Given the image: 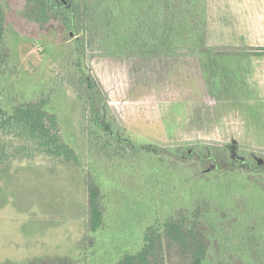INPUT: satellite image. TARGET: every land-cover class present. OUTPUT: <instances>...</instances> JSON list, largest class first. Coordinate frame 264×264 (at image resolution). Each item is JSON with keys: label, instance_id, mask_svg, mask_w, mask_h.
<instances>
[{"label": "trees", "instance_id": "1", "mask_svg": "<svg viewBox=\"0 0 264 264\" xmlns=\"http://www.w3.org/2000/svg\"><path fill=\"white\" fill-rule=\"evenodd\" d=\"M207 7V0H0V164L26 153L84 166L89 205L75 255L0 264H264V151L234 142L136 137L85 68L94 43L112 57H209ZM9 15L25 27L58 21L73 35L71 72L87 100L78 111L90 115L79 134L86 152L62 134L58 94L41 89L34 100L19 97ZM122 199L124 211L140 220L136 238L112 229ZM143 199L152 202L137 210Z\"/></svg>", "mask_w": 264, "mask_h": 264}, {"label": "rangeland", "instance_id": "2", "mask_svg": "<svg viewBox=\"0 0 264 264\" xmlns=\"http://www.w3.org/2000/svg\"><path fill=\"white\" fill-rule=\"evenodd\" d=\"M254 7L259 15L249 16L239 31L217 29L218 15H210L209 57H112L98 52L94 43L88 46L85 68L136 137L176 144L198 139L234 142L264 151V4L255 2ZM9 20L7 38L17 66L19 97L34 100L41 89L58 94L54 102L62 134L77 151L86 152L79 134L90 115L78 111L87 100L83 84L71 72L68 46L73 35L58 21L35 28L11 15ZM85 155L79 156L82 165ZM85 171L84 166L42 154L20 153L0 164V263L77 253L89 214ZM113 178L109 186L113 202H118L119 181ZM121 201V216L112 229L118 237L136 238L142 231L140 220L125 212L127 203ZM148 202L152 200L137 201V210L143 211Z\"/></svg>", "mask_w": 264, "mask_h": 264}, {"label": "crops", "instance_id": "3", "mask_svg": "<svg viewBox=\"0 0 264 264\" xmlns=\"http://www.w3.org/2000/svg\"><path fill=\"white\" fill-rule=\"evenodd\" d=\"M255 2L264 4V0H207L209 25H212L214 21L210 15H218L217 21L214 22L218 25L217 29L239 31L241 23L246 25L247 21L251 20L249 16L259 15L254 7ZM215 6L218 8L216 11L213 9ZM255 23L259 22L255 20ZM230 25H232V29Z\"/></svg>", "mask_w": 264, "mask_h": 264}]
</instances>
